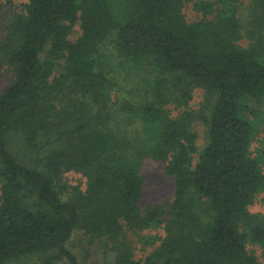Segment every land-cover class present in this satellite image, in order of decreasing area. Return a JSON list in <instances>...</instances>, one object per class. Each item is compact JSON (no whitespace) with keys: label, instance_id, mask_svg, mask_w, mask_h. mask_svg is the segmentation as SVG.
Instances as JSON below:
<instances>
[{"label":"trees","instance_id":"obj_1","mask_svg":"<svg viewBox=\"0 0 264 264\" xmlns=\"http://www.w3.org/2000/svg\"><path fill=\"white\" fill-rule=\"evenodd\" d=\"M187 1L7 2L0 264H81L69 246L79 232L110 264H262L249 245L264 259V216L250 211L264 153H252L258 112L247 103L264 100V0L246 26L242 0H194V21ZM147 159L175 193L143 209ZM137 245L152 250L138 259Z\"/></svg>","mask_w":264,"mask_h":264},{"label":"rangeland","instance_id":"obj_2","mask_svg":"<svg viewBox=\"0 0 264 264\" xmlns=\"http://www.w3.org/2000/svg\"><path fill=\"white\" fill-rule=\"evenodd\" d=\"M12 1L15 8H20L22 4L26 3L27 0H0V3L4 5V9L0 11V41L4 36V27L7 23V14L11 11V7L7 5V2ZM194 0H188L186 2L185 13L189 21H194L198 18L197 13L193 10ZM255 10H262V5L259 6L255 0H242L240 5V18L243 24L246 26L254 18ZM80 35V30L77 28L75 34L72 35L71 39L75 40ZM249 43L248 38L242 41L245 46ZM9 73L0 74V91L10 80ZM204 91L197 89L194 92V97L191 102L190 108L192 110H198L203 101ZM247 106L258 112L255 115H250L253 122H255L257 136L252 144L251 150L254 156H262L264 153V100L262 102L249 101ZM195 131L198 134V146L202 149L206 144V127L203 123H196ZM143 172L146 176L145 195L142 201V208L156 204H167L174 198L175 188L174 180L166 175L164 171V165L161 162L147 159L143 165ZM66 181L72 186L82 185L85 188V178L81 174L68 173L65 175ZM250 211L255 214H261L264 216V193H261L254 204L250 206ZM146 234H158L163 235V231H151ZM69 246L73 253L76 255L81 264H110L114 255L106 252L100 245L91 246L88 244L84 235L79 232L73 235L69 242ZM136 258L142 259L145 255L149 254L152 250L148 248L147 251L141 249L140 245H137ZM250 251L258 257L259 261L264 264L262 257L261 248L257 245L250 244ZM17 264H37L36 258L30 260L18 262Z\"/></svg>","mask_w":264,"mask_h":264}]
</instances>
